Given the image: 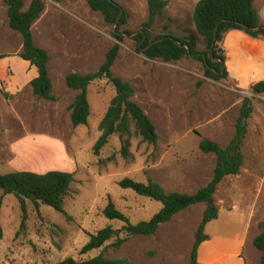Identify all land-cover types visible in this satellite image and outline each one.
Segmentation results:
<instances>
[{
    "label": "rangeland",
    "instance_id": "374dc122",
    "mask_svg": "<svg viewBox=\"0 0 264 264\" xmlns=\"http://www.w3.org/2000/svg\"><path fill=\"white\" fill-rule=\"evenodd\" d=\"M25 1L28 8L30 0ZM44 1L53 14L36 24L34 36L37 46L51 56L55 102L34 98L29 83L37 75L19 57L22 37L10 29L0 0V55L7 57L0 61V81L21 85L18 91L9 86L7 90L3 83L0 87V174L61 171L73 175L74 182L63 213L28 200L24 215L20 200L0 191V258L6 264H61L69 258L86 261L104 255L135 263L189 264L204 204L177 214L155 235L131 238L121 247L111 241L98 250L83 249L105 227H122L104 216L109 200L133 223L148 221L162 209L161 203L121 189L123 179L151 180L167 192L183 194L205 187L213 177L216 156L203 153L200 142L208 139L227 148L248 97L254 112L242 144L244 165L239 175L225 178L217 189L219 218L208 225L210 240L201 247L200 264H259L261 253L253 241L264 224V94L251 90L259 81H231L229 76L215 81L205 77L202 63L193 59H147L137 52L134 37L148 20V0H115L129 13L126 29L136 34L121 44L112 71L136 87L134 100L154 123L159 139L156 144L144 142L133 128L127 157L116 135L97 155L99 125L116 92L106 82L92 84L88 124L75 128L70 106L77 92L66 86V77L99 69L117 43L114 27L91 10L88 0ZM166 1L152 38L166 30L178 36L196 33L193 14L199 0ZM200 44L204 49L202 40Z\"/></svg>",
    "mask_w": 264,
    "mask_h": 264
},
{
    "label": "trees",
    "instance_id": "16d2710c",
    "mask_svg": "<svg viewBox=\"0 0 264 264\" xmlns=\"http://www.w3.org/2000/svg\"><path fill=\"white\" fill-rule=\"evenodd\" d=\"M61 3L64 0H51ZM7 8L8 25L11 30L20 34L23 40L19 57L29 62L37 69V77L32 79L30 87L36 100H57L54 94L53 82L50 77L49 52L35 43L33 26L43 14L46 4L44 0H31L28 10H24V0H3ZM92 11L101 14L107 25L118 28L112 36L117 40L107 53L104 63L95 72L88 74L72 73L66 77V86L77 92L70 106V119L73 127L86 126L90 117L88 89L94 83L106 82L116 92L111 104L100 122L101 136L94 147L95 154L106 147L112 136H118L124 157H127L131 147L135 128L144 142L156 144L159 137L156 127L146 112L135 102L136 87L113 74V67L121 50V44L133 34L126 29L129 22L128 11L115 0H88ZM149 17L143 24L142 31L134 39L137 41V52L149 60H160L165 63L179 62L183 59H193L202 63L205 77L215 81L225 80L229 73L226 68V52L222 48L227 33L233 30L242 31L254 39L264 40V24L255 0H199L193 14V25L196 33L178 36L172 31H164L152 38V31L158 19L162 18L168 6L166 0H148ZM218 27V28H217ZM217 28V30H216ZM127 34V35H125ZM203 41L204 49L200 41ZM179 43V44H178ZM203 48V47H202ZM6 58L0 55V61ZM223 63V67H222ZM255 95L264 94V82H258L251 87ZM254 112L251 98L243 100L236 124V134L227 148L208 139H202L199 145L203 153L216 156V167L210 182L200 188L195 194L167 192L160 184L149 181L137 182L126 178L119 182L123 190H130L136 195L151 199L162 204V209L148 221L133 223L129 216L117 208L109 200L104 210V216L111 222L122 224L120 229L109 225L92 235L84 247V253L98 250L111 241L114 246L121 247L131 238L152 236L161 226L169 223L179 213L191 206L204 204L203 218L195 233V241L190 254L189 264H200V251L204 243L210 240L207 234L208 225L219 218V208L215 195L219 185L227 177L240 174L244 165L242 144L247 131V123ZM73 175L61 171L47 174L32 172H14L0 174V191L4 195H14L21 202V208L26 215V202L30 200L36 206H49L63 213L64 204L71 194ZM25 220V217H24ZM260 233L254 239V247L261 253L259 264H264V224L259 225ZM4 239V231L0 224V245ZM61 264H147L135 263L126 259H110L104 255L86 261L66 259Z\"/></svg>",
    "mask_w": 264,
    "mask_h": 264
},
{
    "label": "crops",
    "instance_id": "0c3cea01",
    "mask_svg": "<svg viewBox=\"0 0 264 264\" xmlns=\"http://www.w3.org/2000/svg\"><path fill=\"white\" fill-rule=\"evenodd\" d=\"M49 2L52 4H60V3H55L51 0H49ZM24 3H25L24 10L26 11L28 10L30 4H28L29 6L27 8L25 0ZM255 7L259 11L262 22L264 24V0H255ZM5 10L7 12V8H5ZM48 14L52 15L53 13L51 11V7L47 6L46 4L43 14L33 26V34L36 24L44 20L48 16ZM222 48L226 52L227 59L225 65L229 73V79L231 81H246V82L263 81L264 82V40L263 39H254L242 31L233 30L226 34L222 44ZM6 58H4V60ZM25 64L29 68H31L33 75H38L37 69L35 67H31L29 62H26ZM1 83L7 86V90L9 86L10 89L18 91L19 87L21 86L17 84L14 85V82H12L11 85V81H0V87H2ZM17 94L18 92L15 91L14 92L11 91L10 93V95H14V96H16ZM0 264H6V263L5 261H3V259L0 258Z\"/></svg>",
    "mask_w": 264,
    "mask_h": 264
},
{
    "label": "water",
    "instance_id": "95a60500",
    "mask_svg": "<svg viewBox=\"0 0 264 264\" xmlns=\"http://www.w3.org/2000/svg\"><path fill=\"white\" fill-rule=\"evenodd\" d=\"M117 28H118V25H116L115 28H114L115 33H117V32H116ZM217 28H218V27H217ZM217 28H216V30H217ZM125 35H127V34H125ZM178 44H179V43H178ZM222 67H223V63H222Z\"/></svg>",
    "mask_w": 264,
    "mask_h": 264
}]
</instances>
